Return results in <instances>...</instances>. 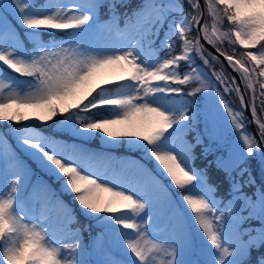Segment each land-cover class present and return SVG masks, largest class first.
<instances>
[{
    "label": "snow or ice",
    "instance_id": "obj_1",
    "mask_svg": "<svg viewBox=\"0 0 264 264\" xmlns=\"http://www.w3.org/2000/svg\"><path fill=\"white\" fill-rule=\"evenodd\" d=\"M128 9L129 0H0V264H264V0ZM9 137L90 223L32 181ZM198 145L223 153L214 163L226 197L193 167ZM117 146L154 168L113 156Z\"/></svg>",
    "mask_w": 264,
    "mask_h": 264
},
{
    "label": "rangeland",
    "instance_id": "obj_2",
    "mask_svg": "<svg viewBox=\"0 0 264 264\" xmlns=\"http://www.w3.org/2000/svg\"><path fill=\"white\" fill-rule=\"evenodd\" d=\"M60 2H61V3H66V4H67V3H71V0H60ZM101 11H102V10H101ZM13 23H15V21H13ZM228 27H229V26L226 24V25L224 26V30H227ZM239 51H242V49L238 48V52H239ZM227 71H228V70H227ZM188 88H189V87L185 88V90H188ZM202 96H203V94H199L198 97H197L196 99H197V100H201V97H202ZM185 98L187 99V97H185ZM228 99L231 101L232 106L235 108V107L237 106V101H236L235 99H233L231 96H229ZM245 115H246V114H245ZM219 116L221 117V120H220L221 125H222L223 127H225V128H227V129L230 130L229 120H228L226 114H224V112H223L222 109H220V111H219ZM1 124H5V123H0V127L2 128ZM248 129H249V131H251L249 125H248ZM36 130H37V131H42V132H44V133H47V132L50 131V130H41V129H36ZM196 131H203V122H202V120H201L200 123L197 124V126H196ZM196 131H189V132L186 134V139H187L188 141L194 143L193 141H194V137L196 136ZM0 132H4V131H3V130H0ZM61 138H64V137H61ZM204 139H205V143H207V137H205ZM118 147H119V146H117L116 148H118ZM17 152H18V151H17ZM19 154H20V152H18V155H19ZM215 154H216V155H220V154H223V153H222V152H215ZM113 156H114V155H113ZM21 161H23V160L21 159ZM23 162H24V161H23ZM25 162H26V161H25ZM25 162H24V163H25ZM34 163H36V162H34ZM192 163H193V167L197 168V167L195 166V164H194V160H193ZM25 164H26V163H25ZM26 165H27V164H26ZM27 166H28V168L30 169L31 179H33V177L37 175L39 180H41V181H43V182H46L48 185H50V187H51L53 190H56V192H60V191H59V189H60V184H59L58 182H56L55 180H54V182L51 181L50 178L47 177L45 171H43V170H38V169H33V168H32L31 166H29V165H27ZM32 166H34L33 163H32ZM255 172H256V177L258 178V179H257V182L259 183V181H260L259 170H258V169H255ZM3 185H4V181H3L2 177H0V187H3ZM61 193H62V192H61ZM62 194L65 196L66 199H68L69 201H71L72 203H74V202L72 201V199H71L70 196L65 195L64 193H62ZM62 194H58V195L60 196V198H61L63 201L66 202V199L64 198V196H63ZM215 195H216V193H215ZM216 196H217V195H216ZM217 198H218V197H217ZM219 198H223V196L221 195V196H219ZM74 204H75V203H74ZM181 204H183V205H180V207H181V208H185L184 203L181 202ZM75 205H77V204H75ZM77 206H78V205H77ZM78 207H79V206H78ZM195 228H196V226L193 224V230H194V231H195ZM149 236H150L151 239L156 240L157 242H160V240H161V237H160L158 234H157V235H153L152 233H150ZM83 238H84V236H83ZM84 239H85V238H84Z\"/></svg>",
    "mask_w": 264,
    "mask_h": 264
},
{
    "label": "trees",
    "instance_id": "obj_3",
    "mask_svg": "<svg viewBox=\"0 0 264 264\" xmlns=\"http://www.w3.org/2000/svg\"><path fill=\"white\" fill-rule=\"evenodd\" d=\"M37 1H39V0H37ZM139 3H140V0H129V9L128 10L131 11V9L134 8V7H136ZM118 10L119 11L121 10V12L124 11L123 8H119ZM17 27H19V25H17ZM20 31H21V33H23V29H20ZM190 87L191 86H189L188 90H190ZM188 90H185V91H188ZM29 123L31 124L32 122H29ZM1 126H2V128L0 127V130H3L4 132H7L8 125L7 124H1ZM37 129L50 130V129H47V128H37ZM54 130L57 131V132L60 131L59 128H56ZM46 134H48V132ZM9 139H11L12 141H14L15 148L18 149V150H20L19 148L16 147L15 140L12 139L11 137H9ZM91 144L94 145V147H100L101 146L100 145V142L98 140H92V141L89 142L88 145H91ZM116 150L117 151H122V152H124L127 155H130L131 154L133 156H137V157L139 156L140 157V154L138 152H135V151H131L130 152L126 148L118 147V148H116ZM197 155H198V159H196L195 161H196L197 165L202 164V165H204L208 169V171H209L208 172V175H209V178H210V182H212L214 184H217L219 187L227 186L228 184H227L226 180L224 179V173L221 170L217 169L216 168V165L214 163L216 154L210 153L207 156H205V155H203V145H198ZM204 157L207 160L202 159ZM140 159H141V157H140ZM209 161H213V163L209 164ZM35 169L41 170V168L38 167V166H36ZM46 175H47V177H49L51 180L54 181V178L53 177H51L47 173H46ZM79 221L81 223H85V224L86 223H90V221L86 220L82 215H80ZM95 229L96 228L93 227L92 230L94 231Z\"/></svg>",
    "mask_w": 264,
    "mask_h": 264
},
{
    "label": "water",
    "instance_id": "obj_4",
    "mask_svg": "<svg viewBox=\"0 0 264 264\" xmlns=\"http://www.w3.org/2000/svg\"><path fill=\"white\" fill-rule=\"evenodd\" d=\"M209 50H211V49H209ZM226 67H227V66H226ZM228 71L231 72V69L229 68ZM232 74H233V75H237V74H235V73H232ZM241 86H242V88H243V84H241ZM245 114L247 115L248 119L250 120V119H251L250 112H246ZM250 128H251L252 131H254V129H255V125H251V124H250Z\"/></svg>",
    "mask_w": 264,
    "mask_h": 264
}]
</instances>
